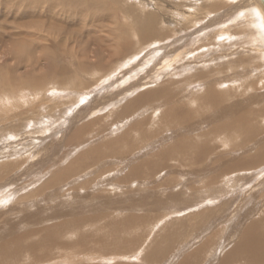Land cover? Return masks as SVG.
Returning a JSON list of instances; mask_svg holds the SVG:
<instances>
[{"label": "rangeland", "instance_id": "rangeland-1", "mask_svg": "<svg viewBox=\"0 0 264 264\" xmlns=\"http://www.w3.org/2000/svg\"><path fill=\"white\" fill-rule=\"evenodd\" d=\"M239 1L0 0V246L21 247L7 264H255L239 250L264 236V159L238 163L264 151V59ZM211 83L222 101L198 104ZM234 109L250 137L209 132ZM179 142L203 156H159Z\"/></svg>", "mask_w": 264, "mask_h": 264}, {"label": "bare ground", "instance_id": "bare-ground-1", "mask_svg": "<svg viewBox=\"0 0 264 264\" xmlns=\"http://www.w3.org/2000/svg\"><path fill=\"white\" fill-rule=\"evenodd\" d=\"M238 1V0H237ZM211 3V2H210ZM213 3H215V4H211V7H214L213 9H215V8H220V4H222L223 3V1H221V2H219V1H214ZM195 4H197V2H195ZM237 5V10L239 9L240 11H237V13H238V15H241L240 16V18L242 19L241 20V22L240 21H236L235 22V24H237L239 27H241V26H243L242 28H243V30H245V31H247V32H244L246 35L245 36H247L246 38H247V41H249V43L251 44L250 46V48L252 49V51L253 52H255L256 53V55H255V57L258 59V57L261 59V61H262V59H264V34H263V32H261L260 30H261V26L259 25V23H261V25H262V27H263V29H264V14H263V12H262V8L264 9V6H263V4H262V1L261 0H240L239 1V3H237L236 4ZM253 6H254V8H255V10L257 11V13H258V15L256 14V12H255V10L253 9ZM218 10V9H217ZM246 15H248V17H249V19H250V21H246L245 20V16ZM150 16H152V15H150ZM154 16V15H153ZM236 17V16H235ZM257 17V18H256ZM184 18V17H183ZM239 18V17H238ZM153 19H154V17H153ZM184 19H186V18H184ZM149 25V24H148ZM225 25H227V24H225ZM229 25V24H228ZM153 26V25H152ZM143 27V26H142ZM147 27V26H146ZM155 26H153V28H154ZM252 28V29H251ZM260 28V29H259ZM223 29H224V27H223ZM152 30V29H151ZM242 30V29H241ZM153 31V30H152ZM254 31V32H253ZM164 32V31H163ZM158 34V32L157 33H154V35H153V33L151 34L150 32H147L146 33V35L143 33H140V37H141V40L143 41L144 39H145V37L147 38V37H151V38H154V37H157L156 35ZM159 35V34H158ZM224 35V34H223ZM159 37V36H158ZM256 37H257V39H256ZM156 39V38H155ZM154 41V40H153ZM205 41V40H204ZM181 43V42H180ZM247 46H249V45H247ZM174 53V52H173ZM175 54V53H174ZM166 55V54H165ZM170 55H173L172 53H170ZM168 57V56H167ZM175 57H177V56H175ZM132 58V57H131ZM164 58V57H163ZM175 59V58H174ZM173 59V60H174ZM251 59V58H250ZM127 60V59H126ZM260 61V62H261ZM129 63V62H128ZM259 63V62H258ZM257 64V63H256ZM260 64V63H259ZM264 63H261V65H263ZM262 67H264V66H262ZM262 69V68H261ZM264 69V68H263ZM205 76V75H204ZM202 77V76H201ZM167 79H168V77H167ZM215 83V82H214ZM215 84H213L212 85V83L211 84H209L208 85V87L206 88V92H204L205 93V96L204 97H196L195 99H196V101L198 102V104H200V105H202V103H206L205 104V106H207V104H209V105H211V104H213L214 103V105H215V100H216V102L219 100V98H221L222 96H223V94L220 92H218V89H216L215 87ZM160 91V90H159ZM159 91H150V92H145L142 96H144V98L146 99V97L147 96H151V97H153L154 95V98L158 95V92ZM140 95V94H139ZM192 95H193V93H192ZM252 96V95H251ZM165 99V98H164ZM140 100V99H139ZM195 101V102H196ZM220 102L222 101V100H219ZM226 102V101H225ZM223 103V102H222ZM255 103V102H254ZM260 103V102H259ZM238 104V103H237ZM236 104V105H237ZM217 105H218V103H217ZM227 106H228V104H227ZM238 107V106H237ZM223 108H224V106H223ZM226 108V107H225ZM224 108V109H225ZM231 108H233V107H231ZM230 108V105H229V107H228V111H229V109H231ZM239 108V107H238ZM227 109V108H226ZM225 109V110H226ZM245 109V108H244ZM217 110V109H216ZM221 110V109H220ZM224 110V111H225ZM235 110L236 109H234L233 110V112L231 111V113H235ZM259 110V109H258ZM262 110V109H261ZM173 111V108L169 111H167L166 112V114H165V117H166V115H171V113L170 112H172ZM218 111V110H217ZM222 111V110H221ZM220 111V113H222V112H224V111H222L221 112ZM239 111V110H238ZM213 112V111H212ZM230 112V111H229ZM261 113V112H260ZM213 114V113H212ZM211 114V115H212ZM215 114H216V111H215ZM222 114H224V113H222ZM227 114V113H226ZM259 114V113H258ZM263 114H261V116H262ZM230 116H232V115H230ZM236 116V117H235ZM235 116H234V118L232 119H229L230 117L229 116H226V120L224 119L223 121L221 120V122H219V123H216L214 126H213V128H212V130L210 129V131L209 132H211V133H213V131H214V133H216L217 134V132H220V131H223L225 134H227L229 131H232V129H236V128H239V126L237 127V123L238 124H241L240 126L242 127H240L241 129H243V130H241V131H246L247 133H248V135H247V137H250L249 135L250 134H252V130H253V127H248L247 125H245V124H248L249 123V118L247 117V115L245 116V115H241V112H240V114H237L236 115V113H235ZM264 116V115H263ZM225 117V116H224ZM227 117H228V119H227ZM175 118V117H174ZM210 120H212V119H210ZM217 120V119H216ZM170 122H171V124L173 125L174 124V121H172V120H170ZM192 124V123H191ZM250 124V123H249ZM244 126H246V128L244 129ZM178 127V126H177ZM192 127V126H191ZM187 132V131H186ZM192 132V131H191ZM223 132H221V133H223ZM227 132V133H226ZM180 133H182V132H180ZM180 133H178V135L180 134ZM215 135V134H214ZM222 135V134H221ZM200 136V135H199ZM227 136H229L228 134H227ZM177 137V136H176ZM216 138V137H215ZM184 139V136H183V134L182 135H179L178 136V138H176V140L177 141H181V140H183ZM203 144V143H202ZM202 144H200L196 149H200V148H203L204 146V144L202 145ZM227 144V143H226ZM264 144V143H263ZM240 145V144H239ZM238 145V146H239ZM184 147H185V145H184V143H182V142H179V143H176L175 144V148L173 149V147H172V149H167V150H164L163 152L161 151L159 154V156H164V157H171V158H175V160L176 159H178L179 161H183L182 159H193V160H198V159H200L202 156H203V154H204V150H198V151H196L195 152V155L193 156V155H188L187 157H184V158H182V157H180V156H183L185 153L183 152V150H184ZM233 148V147H232ZM239 148H241L242 149V147H240L239 146ZM260 149V148H259ZM264 149V148H263ZM257 150V149H256ZM244 151H246V150H244ZM253 156V155H252ZM251 156V158L249 159H242V161H239V163H238V165L241 167V166H244V167H247V166H249V165H254V167H255V165L257 164V163H260L261 162V160H263L264 159V151H262V152H260V151H258V152H256V154L252 157ZM185 161V160H184ZM190 162V161H189ZM238 166V167H239ZM237 167V168H238ZM251 167V166H250ZM236 168V169H237ZM242 168V167H241ZM66 171H67V169H65V172L64 173H66ZM54 217V216H53ZM52 218V217H51ZM85 219V218H84ZM87 219V218H86ZM85 219V220H86ZM81 220H83V219H81ZM73 220H71L70 221V223L72 222ZM62 224H64V223H62ZM252 226L250 227L251 229H252V227H255L257 224L256 223H253V224H251ZM66 227V225H54V226H51V227H49V228H44V229H42V232H43V235L44 236H46V237H49L46 233H51V234H55L56 236H57V234L59 233V232H61V230L63 229V228H65ZM255 229V228H254ZM122 230V229H121ZM248 230H250V229H248ZM256 230L258 231V228H256ZM63 231V230H62ZM249 232V231H248ZM254 232H256V231H254ZM38 233V232H37ZM245 233V232H244ZM249 233H252V232H249ZM27 237V235L25 236V237H23L22 238V241H26L25 239H27L26 238ZM243 237H244V234H243ZM31 238V237H30ZM245 238L246 239H244L245 241H246V243H243L242 244V242H241V244H242V246L239 248L240 250L239 251H244L245 253H247V254H249V258H251V259H253L254 261L256 260V261H261V259H262V262H263V260H264V236L263 235H261V234H248V236H245ZM243 240V239H242ZM244 242V241H243ZM32 244H33V242H30V243H24L23 244V246H22V252H23V250H25V249H27V250H31L32 249ZM15 245V242L14 241H12V240H9V241H7L6 243H4V244H2L1 246H0V264H7V263H11L14 259H16L15 257L18 255V253H19V251L21 250V247H19V246H15V247H11V246H14ZM234 251H236V250H234ZM233 251V252H234ZM237 253V252H236ZM241 254H242V252H241ZM244 254V253H243ZM196 255V254H195ZM246 255V254H245ZM238 257V256H237ZM236 257V258H237ZM244 257V256H243ZM246 258H247V256H246ZM245 257H244V259H246ZM230 259V258H229ZM247 261H249V260H247ZM256 261H255V264H256ZM262 262H261V264H262ZM242 263V262H241ZM185 264V263H184Z\"/></svg>", "mask_w": 264, "mask_h": 264}, {"label": "water", "instance_id": "water-1", "mask_svg": "<svg viewBox=\"0 0 264 264\" xmlns=\"http://www.w3.org/2000/svg\"><path fill=\"white\" fill-rule=\"evenodd\" d=\"M261 1H262L263 6H264V0H261Z\"/></svg>", "mask_w": 264, "mask_h": 264}]
</instances>
